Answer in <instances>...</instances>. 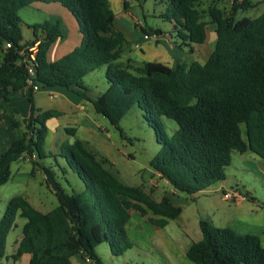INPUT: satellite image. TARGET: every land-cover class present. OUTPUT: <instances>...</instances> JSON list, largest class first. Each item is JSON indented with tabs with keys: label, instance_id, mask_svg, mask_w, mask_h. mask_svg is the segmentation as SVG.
I'll return each mask as SVG.
<instances>
[{
	"label": "trees",
	"instance_id": "1",
	"mask_svg": "<svg viewBox=\"0 0 264 264\" xmlns=\"http://www.w3.org/2000/svg\"><path fill=\"white\" fill-rule=\"evenodd\" d=\"M130 1L122 0L125 11L131 8ZM204 1H166L161 17L173 24L182 41L179 48L193 52L195 44L207 41L209 24L216 25L215 48L204 64L182 62L169 67L156 61L136 66L123 60L131 43L117 27L109 0H0V118L9 120L15 131L11 146L0 154V187L10 180L13 164L27 160L30 175L42 173L59 203L44 213L23 195L12 197L0 220V259L6 255L8 237L19 217L26 222L14 260L30 254L29 264H73L72 258L80 255L93 264H103L97 252L102 243L115 256L133 248L127 229L133 211L159 228L182 213L170 199L157 201L142 186L123 182L110 160L98 157L80 139L65 143L61 156L87 190L69 194L53 166L43 163L47 158L57 160V155L46 153L45 139L47 121L60 112L39 111L31 97L26 119L18 117L17 109L4 106L13 93L28 86L30 66L41 86L77 93L121 135L120 122L138 105L161 144L151 166L176 193L196 195L225 181L234 151H250L264 161V13L237 19L240 11L253 7L250 0H212L207 10L201 8ZM226 1L231 2L229 8L219 6ZM37 2L61 4L80 25V45L55 62L47 60V53L63 38L59 24L30 25L19 15L21 9ZM140 28L144 35L164 34L161 29ZM25 29L31 32L28 39ZM34 46L32 60L30 48ZM102 67H106L109 86L93 97L84 79ZM163 117L179 126L172 137L162 127ZM242 124L247 140L242 137ZM66 130L75 133L74 128ZM199 227L202 238L186 250L193 264H264L260 236L238 234L208 220H200Z\"/></svg>",
	"mask_w": 264,
	"mask_h": 264
},
{
	"label": "rangeland",
	"instance_id": "2",
	"mask_svg": "<svg viewBox=\"0 0 264 264\" xmlns=\"http://www.w3.org/2000/svg\"><path fill=\"white\" fill-rule=\"evenodd\" d=\"M166 1L145 0L140 3L134 1L131 8L125 11L120 4L121 0H109L117 15V27L124 32L131 45L135 44L133 41L135 38L139 36L143 38L144 34L140 28L142 25L147 28L161 29L164 33L163 41L159 45H156L152 39L144 40L143 38L145 45L141 44L138 49L132 46L139 61L163 62L171 56L169 45L176 43L179 47L182 43L173 29V24L161 17L167 9ZM211 2L212 0H205L201 3V8L207 10ZM219 6L224 7L223 4ZM26 10L20 13L23 21ZM263 13L264 4H261L246 11H240L237 19L244 16L256 18ZM205 20L210 21L208 16ZM207 34V41L204 44H195L193 52H190L187 47L181 48L185 52L181 57L182 62L189 65L194 61L202 64L207 61L213 52L211 45L216 38L211 24L208 26ZM24 36L27 39L30 38V31L25 29ZM84 81L91 88L93 97L102 94L109 86L106 79V67L92 72L85 77ZM96 115L101 122L102 136L99 139L95 138L90 144L95 154L98 157L108 158L123 182L142 186L155 200L160 201L166 197L182 208L179 218L170 221L164 228L152 225L137 211H133L128 226L133 248L122 256H115L109 245L102 243L97 247V252L103 264H193L186 257V250L193 242L202 238L200 220L214 221L216 226L225 227L223 223L225 215L228 219L236 210L235 206L230 204L233 200L227 202L228 200L224 199L223 189H235L243 195H252V198L264 207V161L253 152L244 154L233 152L231 165L226 169L225 181L216 183L196 195L176 193L167 180L157 174L151 166L161 144L157 140L152 124L146 120L143 110L138 105H135L120 122L119 127L123 135L105 117ZM161 122L169 137H172L179 128L172 119L163 117ZM241 132L244 140H247L244 124L241 125ZM43 163L53 166L62 186L69 194L87 190L84 182L69 168L66 159L62 156H58L57 160L54 157L47 158L43 160ZM28 165L24 160L14 163L10 180L0 187V220L9 200L16 195H23L39 210L50 211L58 206V199L47 187L44 175L39 172L35 177L31 176ZM149 215L153 216L151 212ZM18 220L22 222V225L21 228H15L12 231L8 239V251L11 249L15 236L21 234L22 226L26 222V219L21 217ZM10 264L17 263L10 260Z\"/></svg>",
	"mask_w": 264,
	"mask_h": 264
},
{
	"label": "crops",
	"instance_id": "3",
	"mask_svg": "<svg viewBox=\"0 0 264 264\" xmlns=\"http://www.w3.org/2000/svg\"><path fill=\"white\" fill-rule=\"evenodd\" d=\"M250 1L253 3V7L264 4V0H250ZM130 2L132 6L134 1L131 0ZM120 4L123 7L122 0ZM220 4H223L224 7L229 8L231 2L226 1ZM25 9H27L25 11L26 18L24 17L25 23L30 25L43 23L45 21L58 23L61 28V31L63 32V38L58 39L49 48V51L47 53V60L50 63L59 60L60 58L70 53L77 46L80 45L83 37L80 31V25L76 20V18L73 16V14L68 9L63 7L61 4L59 3L46 4V3L37 2L21 9L19 11V15L22 12V10ZM116 23H117V15H116ZM215 28L216 25L211 24V29L214 32H215ZM163 38H164V34L151 39L156 43V45H159L161 41H163ZM142 39L143 38L139 36V38H135V40H133L135 44L131 45L130 48L127 49L126 52L124 53L123 55L124 61L126 62L130 61L132 64L136 66L141 65L143 62L150 61V60H145V61L137 60L135 56L137 53L136 51L132 50V46L134 47V49L135 48L138 49L141 47V44L143 43H144L143 45L146 44L144 41H142ZM207 39H208V34H207ZM215 43H216V38H215V42H213V45H211L212 47L211 51L214 50ZM169 50H170L169 52H171L170 53L171 56H169V58L161 62L169 67H176L179 64H181L182 63L181 57L185 53L184 50L179 48L176 43L170 44ZM156 62H160V61H156ZM30 97L33 99L34 105L39 111L45 112V111L54 110L60 112L61 114L59 117L52 118L47 121L48 132L45 139V150L48 155L53 154V155L61 156L62 146L65 143L72 144L77 139L84 141L87 144V146L91 149L90 147L91 142H93L95 138L99 139V137L102 136L101 122L99 121L98 117H96L97 116L96 114L98 113L96 112L93 104L88 101H85L83 97H81L77 93L72 92L63 87L41 86L40 90L37 92H33L30 88L26 87L23 88L22 90L13 93L11 99L8 102H6L4 106L7 108L17 109L18 117L21 119H26L30 116L31 113L32 104L30 102ZM0 113H3L1 109H0ZM72 128L75 129V133L74 134L68 133L66 129H72ZM14 133L15 131L11 122L5 118H0V154L11 146L14 138ZM28 166L30 168V165ZM225 191H234L237 195H239V197L233 200L232 203H230L231 205H234L236 208L235 212L231 215V217L227 219V216L224 214L225 215L223 220L224 226L231 228L238 234L258 235L260 236L262 244L264 246V207L260 206L257 203V201L254 198H252V195H243L241 194V192L235 189L233 190L223 189V192ZM227 202H229V200ZM39 211L44 213L49 212V210L48 211L39 210ZM21 225L22 222L17 219V228H21ZM22 236H23L22 232L20 235L18 234L15 236V240L11 243V249L9 251L6 249V255L2 259H0V264H4V262L5 264H10V260H12L14 263L16 262L17 264H29L31 258L30 254H24L18 260H14L12 258V256L17 251ZM7 245H8V241H7ZM72 263L93 264L90 261L84 259L80 255L74 256L72 258Z\"/></svg>",
	"mask_w": 264,
	"mask_h": 264
},
{
	"label": "built area",
	"instance_id": "4",
	"mask_svg": "<svg viewBox=\"0 0 264 264\" xmlns=\"http://www.w3.org/2000/svg\"><path fill=\"white\" fill-rule=\"evenodd\" d=\"M155 37H157V36L143 35L144 40H149V39L155 38ZM10 46L11 45L9 43L6 44V48H10ZM30 51L32 52V54H30V56H31L32 60H34L35 59L34 53L36 52V47L34 46V47L30 48ZM27 85H28L27 87L30 88L33 92H37L41 88V85L35 81V71H34L33 67H31V66L29 67V78L27 80ZM23 158H24V156H22L20 159L22 160ZM238 197H239V195H237L235 192H230V191L224 192V199L225 200H231L232 201Z\"/></svg>",
	"mask_w": 264,
	"mask_h": 264
}]
</instances>
